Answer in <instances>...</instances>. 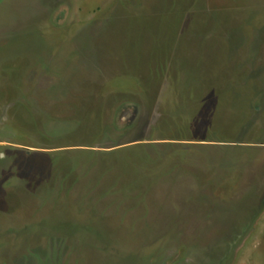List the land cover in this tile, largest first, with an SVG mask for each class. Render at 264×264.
<instances>
[{
    "label": "rangeland",
    "instance_id": "rangeland-1",
    "mask_svg": "<svg viewBox=\"0 0 264 264\" xmlns=\"http://www.w3.org/2000/svg\"><path fill=\"white\" fill-rule=\"evenodd\" d=\"M0 264H264V0H0Z\"/></svg>",
    "mask_w": 264,
    "mask_h": 264
}]
</instances>
